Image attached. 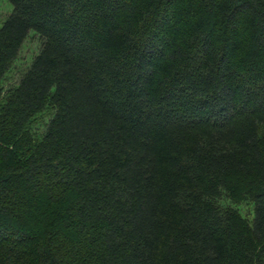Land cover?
<instances>
[{
  "label": "trees",
  "instance_id": "obj_1",
  "mask_svg": "<svg viewBox=\"0 0 264 264\" xmlns=\"http://www.w3.org/2000/svg\"><path fill=\"white\" fill-rule=\"evenodd\" d=\"M9 1L0 264H264V0Z\"/></svg>",
  "mask_w": 264,
  "mask_h": 264
},
{
  "label": "rangeland",
  "instance_id": "obj_2",
  "mask_svg": "<svg viewBox=\"0 0 264 264\" xmlns=\"http://www.w3.org/2000/svg\"><path fill=\"white\" fill-rule=\"evenodd\" d=\"M13 10V5L9 0H0V26L4 20L9 16ZM42 46L41 37L35 33L30 32L28 38L23 43L18 58L15 60L11 70L7 73L4 81V87L7 89L9 86L17 83L23 74L32 64L35 57L39 54ZM50 113L45 114V120L49 119ZM44 120V121H45ZM43 124V123H42ZM221 204H230L237 207L240 212L246 217H252V205L249 202H243L241 204L235 205L229 202L228 199L223 198L219 201Z\"/></svg>",
  "mask_w": 264,
  "mask_h": 264
}]
</instances>
